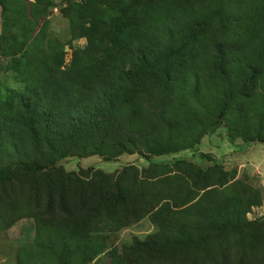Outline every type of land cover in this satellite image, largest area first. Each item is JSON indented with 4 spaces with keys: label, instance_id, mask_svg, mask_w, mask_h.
I'll use <instances>...</instances> for the list:
<instances>
[{
    "label": "trees",
    "instance_id": "obj_1",
    "mask_svg": "<svg viewBox=\"0 0 264 264\" xmlns=\"http://www.w3.org/2000/svg\"><path fill=\"white\" fill-rule=\"evenodd\" d=\"M150 1L81 0L71 4V30L74 36L86 38L87 46L73 52L66 68L59 45L53 55L31 61L26 54L30 46H26L25 24L15 20L10 28L4 27L0 40L24 88L8 89L0 96V190L11 204L9 213L0 215V230L15 218L27 216L41 229L52 222L58 228L53 231L65 230L71 237L79 232L117 231L148 217L159 232L144 244L147 253L157 255V243L170 233L181 258L192 255L200 259L217 241L231 238L230 234L238 239L258 228L261 221L242 220L256 205L255 196L227 186L226 174L219 168L203 171L183 159L172 164L152 162L153 157L198 143L197 136L189 133L193 116L171 109L176 102L181 106L186 96L192 103L198 102V95L178 56L183 42L175 48L145 42V32L158 22L143 18ZM43 13L39 8L31 10L33 17ZM11 14L25 19V7L14 6ZM40 31L34 44L44 40ZM246 50L233 72L221 51L217 56L216 68L223 75L220 82L228 88L226 101L218 110L227 116L233 110L246 116L237 104L242 107L254 99L256 85L264 79V43ZM18 54L21 56L16 58ZM151 101L156 105H150ZM253 108L249 116L260 129L264 99ZM153 110H158L156 119H150ZM179 113L189 124L184 140L176 135V125H170L172 120L180 121ZM159 125L169 126V130L162 133ZM134 154L145 156L148 167L105 173L93 167L65 172L59 165L69 157L118 161ZM209 187L218 188L206 190ZM200 190L206 191L190 204ZM71 244L72 248L86 247L76 240ZM66 247L67 242L49 233L37 242L34 253L20 256V264H47L39 254L57 259Z\"/></svg>",
    "mask_w": 264,
    "mask_h": 264
},
{
    "label": "rangeland",
    "instance_id": "obj_2",
    "mask_svg": "<svg viewBox=\"0 0 264 264\" xmlns=\"http://www.w3.org/2000/svg\"><path fill=\"white\" fill-rule=\"evenodd\" d=\"M73 3L80 4L81 0H0V36L5 26L10 28L15 20L22 22L27 29L26 46L30 47L26 48V54H30L29 59L32 61L36 56L43 58L53 55L59 45L64 53L63 68H66L73 52L87 46L86 38L74 36L71 30L69 17ZM14 6L19 10L25 7V19L12 17L11 8ZM33 8L42 9L43 15L33 17ZM143 18L146 21L158 20L154 24L151 22L154 28L145 32V42L150 40L151 43L157 42L171 48L181 47L183 42L178 56L183 61L181 66L186 64L184 68L190 72L187 74L189 82L196 86L198 95V102L192 103L190 96H186L181 106L178 102L174 108L171 105L172 112L176 108L182 114L186 111L193 116L188 122L193 128L189 133L197 136L198 143L187 150L153 157L152 162L172 164L175 160L183 159L203 171L219 168L226 174L227 186L237 191L247 190L255 196L256 205L242 220L261 221L258 228L251 235L245 233L238 239L230 234L231 238L217 241L210 247L211 251L202 253V258L197 259L192 255L181 258L177 254L180 249L173 243L174 238L170 233L163 235L160 242L157 241V255L147 253L144 244L151 242L150 239L159 232L148 217L117 231L79 232L69 237L65 230L59 229V233L53 231L58 228L52 222L45 223L41 229L34 218L21 216L0 230V264H20V256L34 253V246L49 233H54L57 240L67 242L68 247L61 250L57 259L53 255L34 256L45 258L47 264H264V123L258 129L257 120L249 116L251 111L254 112L256 101L264 99V79L256 85L257 96L254 99L245 102L242 107L237 104L242 112L248 114L240 116L233 110L227 116L218 110L226 101L228 88L220 82L223 75L216 68L219 51L230 63L229 70L231 68L233 72L244 58V49L259 48L264 43V0H151ZM40 30L44 40L40 38L34 44ZM32 44L34 50L31 49ZM5 51L7 47L0 40V96H4L8 89L19 91L24 88L21 75L11 67L13 61L6 57ZM20 56L18 54L16 58ZM155 103L151 101L150 105ZM200 105L204 106L203 110ZM157 112L153 110L150 119H156ZM182 114L178 115L181 118L177 120L180 121L175 123L172 120L170 125H176V135L184 140L188 137L189 124L187 119H182ZM145 116L149 117V114ZM166 129L169 130V126L164 128L159 125L162 133H166ZM59 165L65 172L93 167L110 173L121 168L130 172L141 171L148 167L149 162L145 156L134 154L124 155L118 161H104L98 156L69 157L60 160ZM212 188L218 187L206 190ZM206 190H200L190 204L196 202ZM10 209L11 204L0 190V215L8 214ZM73 240L77 244H86V247L72 248Z\"/></svg>",
    "mask_w": 264,
    "mask_h": 264
}]
</instances>
